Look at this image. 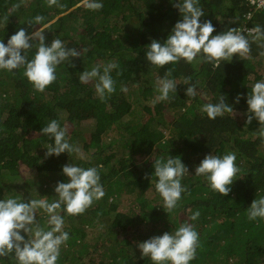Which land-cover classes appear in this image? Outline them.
Wrapping results in <instances>:
<instances>
[{"label": "trees", "instance_id": "16d2710c", "mask_svg": "<svg viewBox=\"0 0 264 264\" xmlns=\"http://www.w3.org/2000/svg\"><path fill=\"white\" fill-rule=\"evenodd\" d=\"M100 2L103 8L92 11L83 0H58L51 7L47 0H0V40L5 45L20 28L31 33L48 24L47 44L60 39L81 52L57 66L56 81L42 93L23 75V67L13 70L15 74L0 70V200L54 202L59 199L57 182H68L64 165L97 167L105 196L77 216L68 215L63 205L57 210L70 238L61 245L56 264H154L150 257L142 258L137 243L174 233L184 224L199 234L196 258L189 264H264V219H248L252 201L264 197V142L257 135L259 121L246 123L247 96L256 82L264 81V40L249 36V56L234 55L220 67L201 55L192 63L180 60L160 68L145 53L152 39L163 44L182 18L173 7L176 0ZM16 4L21 6L13 10ZM198 7L205 14L201 22L214 26L212 35L233 27L264 29V9L252 8L247 0H199ZM37 15L44 21L29 27L27 21ZM37 43L27 52L29 60ZM109 63L118 65L110 73L116 90L101 101L96 81L82 84L79 74L97 65L102 72ZM166 72L177 84L176 94L154 103L157 81ZM188 78L196 85L194 97L185 95ZM221 95L234 113L209 119L201 108L218 103ZM237 95L242 97L239 103ZM52 119L67 130L65 138L80 148L79 154L65 152L55 162L52 156L45 158L54 140L40 130ZM84 119L91 124L79 131ZM228 153H235L239 171L231 192L222 196L205 177L195 175V167L206 155ZM168 155L179 156L189 171L181 180L187 191L171 211L163 208L153 175L154 161H166ZM22 165L37 178L22 182ZM196 211L199 218L191 220ZM48 221L49 215L37 209L32 227L50 230ZM21 235L32 238L23 231ZM0 264L19 262L13 252L0 257Z\"/></svg>", "mask_w": 264, "mask_h": 264}, {"label": "clouds", "instance_id": "9594fccd", "mask_svg": "<svg viewBox=\"0 0 264 264\" xmlns=\"http://www.w3.org/2000/svg\"><path fill=\"white\" fill-rule=\"evenodd\" d=\"M51 7L58 0H47ZM84 5L92 10L98 11L103 8L100 0H83ZM199 0H176L173 7L179 10L181 19L178 20L162 44L152 39L145 53L146 60L160 68L170 63L184 60L192 63L198 56L202 55L204 62L212 63L213 67H220L221 61L231 62L234 55L249 56L251 52L249 36L254 40H264V29L257 25L252 28H229L226 32L212 35L215 28L211 21L201 22L204 11L198 7ZM20 4L14 5L13 10H18ZM8 17H4L6 22ZM44 17L37 15L33 20L27 21L29 27L40 25ZM49 27L44 24L43 28L29 33L25 28H20L11 35L7 44L0 40V70L13 72V70L24 68L23 75L33 85L37 92L45 89L57 79L56 68L58 65L70 58L80 57L81 52L76 48H68L60 39H53L47 44L45 42L44 29ZM247 33V36L245 35ZM38 42L36 53L29 60L27 52ZM87 51V49H85ZM23 53V54H22ZM264 54V53H262ZM115 63L103 66L97 65L90 71L79 74V82L87 84L95 80V91L101 101L115 92L116 82L110 75L117 68ZM13 74H15L13 72ZM170 72H166L163 78L157 81L159 95L156 102L172 99L170 93L177 91V84L168 78ZM185 95L194 97L197 94L196 85L190 83V78L185 80ZM122 92H127L125 86H121ZM242 97L237 95L235 102L239 103ZM247 124L255 118L259 121L260 128L257 135L264 142V81L256 82L247 96ZM201 111L207 114L209 119L223 117L225 113H234L233 106L227 103L224 95L219 97L218 103H208L202 106ZM66 129H62L57 120L52 119L40 133L54 140V145H49L45 152V158L59 156L62 153H80L78 146L68 142ZM235 153H228L222 157L209 154L204 157L195 167V175L207 179L210 188L222 196L231 192V185L239 171L236 166ZM154 173L157 178L155 189L163 198L164 209L173 210L181 194L187 189L182 186V178L189 173L188 168L182 163L179 156L173 158L168 155L166 161L157 159L154 161ZM62 174L68 178V182H57L55 193L58 200L49 203L46 199L20 201L16 198L0 200V257H6L15 253L19 264H56L62 244L69 240V233L62 231L64 219L57 214V210L64 206V211L71 216L83 214L90 208L94 201L105 196L101 177L97 167L83 168L68 163L62 167ZM152 175V177H153ZM147 177V174L145 176ZM152 183V178H151ZM43 209L49 215L50 230H45L36 224V210ZM200 212L196 211L191 220H196ZM264 219V197L254 199L248 208V219ZM23 233L32 234L31 239H25ZM141 256L150 257L154 264H189L196 258V250L199 247V234L190 224L181 225L174 233L165 232L163 235L154 236L144 242L137 243Z\"/></svg>", "mask_w": 264, "mask_h": 264}, {"label": "rangeland", "instance_id": "374dc122", "mask_svg": "<svg viewBox=\"0 0 264 264\" xmlns=\"http://www.w3.org/2000/svg\"><path fill=\"white\" fill-rule=\"evenodd\" d=\"M59 96L63 98L64 94L60 93ZM82 122H83V124L79 125V129L78 130L79 131H86L88 129V126L91 124L90 120L89 119H84ZM71 129H72V127L69 129V132L71 131ZM57 158L58 157H55V155H53L51 157V161L55 162V161L58 160ZM144 161H145V159H142V161L138 164V166L141 167L143 165ZM20 172L23 175L22 182L26 181L27 179L29 180L30 178H33V179L37 178L36 176L33 175V173L30 174L29 171L27 170L26 166H24V165H22V167H20ZM22 182H20V183H22Z\"/></svg>", "mask_w": 264, "mask_h": 264}, {"label": "built area", "instance_id": "2783aa9c", "mask_svg": "<svg viewBox=\"0 0 264 264\" xmlns=\"http://www.w3.org/2000/svg\"><path fill=\"white\" fill-rule=\"evenodd\" d=\"M247 2L254 9H264V0H247ZM248 17L250 18V15Z\"/></svg>", "mask_w": 264, "mask_h": 264}]
</instances>
